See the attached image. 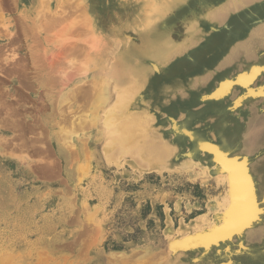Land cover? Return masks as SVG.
I'll list each match as a JSON object with an SVG mask.
<instances>
[{
  "label": "rangeland",
  "instance_id": "obj_1",
  "mask_svg": "<svg viewBox=\"0 0 264 264\" xmlns=\"http://www.w3.org/2000/svg\"><path fill=\"white\" fill-rule=\"evenodd\" d=\"M151 1L0 0V264H165L169 239L184 222L201 218L211 224L213 214L224 207L227 184L218 179L215 168L205 170L198 158L176 165L168 155L154 159L147 149L133 155L118 150L145 138L141 128L132 129L131 138L122 137V142L105 137L109 132L104 107L111 102L102 104L96 91L101 96L102 88L108 87L109 95L114 94L113 80L105 78L113 55L127 51L135 55L148 45L152 32L160 30L164 15L157 12V5L152 11L157 19L146 25ZM189 11L172 13L171 26L162 29L168 33L165 47L174 43L176 50L182 45L178 51L183 52L212 33V27L203 26L201 15L191 28ZM234 12L227 21L241 26L244 20L236 14L244 7ZM73 42L87 45L86 62L79 50L78 57L75 51H66ZM255 46L264 50V41ZM252 51L244 53L246 59L264 65V57ZM66 55L71 59L65 60ZM134 61L139 64L141 59L135 55ZM76 68L82 71L72 70ZM225 68L219 63L195 85L200 93L196 99L180 88L174 92L175 87L161 95L155 86L149 97L157 96L158 101L163 97L161 107L186 98L190 107L201 108L198 96L217 84ZM65 71L77 76L64 82ZM260 81L264 82V72L256 82ZM88 83L94 94L89 105L83 93L71 96L77 86L90 88ZM249 104L240 118H234V129L241 134L242 152L253 157L255 167L264 160V125L252 134L247 121L264 118V98ZM175 115L179 119L180 113ZM73 118L88 122L76 124ZM162 122L170 131V119L165 116ZM214 124L220 131V122ZM144 128L148 135L153 131L151 126ZM233 145L236 149L240 143L235 140ZM259 232L255 227L247 241H261Z\"/></svg>",
  "mask_w": 264,
  "mask_h": 264
},
{
  "label": "bare ground",
  "instance_id": "obj_2",
  "mask_svg": "<svg viewBox=\"0 0 264 264\" xmlns=\"http://www.w3.org/2000/svg\"><path fill=\"white\" fill-rule=\"evenodd\" d=\"M151 2L152 7L147 11L149 20L146 21V25L157 19L152 12L156 10V5L157 8L160 7L157 12H161L164 16L162 18L161 15L158 16L159 19L161 18L158 25L160 30L152 32L153 37L150 40L148 38V45L135 52L141 62L135 63V55L128 51V53L114 54L109 64L110 71L105 77L109 82L113 80L114 94L112 93V97V94L109 95L108 87L102 88L104 92L101 96L96 91V96L100 102H103L102 104L106 103L107 106L111 102L108 107H104L107 113L104 119L108 126H106V129L108 128L106 131L109 132L108 136H106L107 133L105 134V137L108 140L114 138L122 142V137H128L132 129L134 131L141 128L145 138L140 142L122 146L118 150L133 155L137 149H147L154 159L157 158L156 156L168 155L172 157L171 163L176 165L185 164L192 158H198L205 170L215 168L218 179L227 184L225 205L221 211L213 214V223L208 224L205 220L196 218L190 220L189 223L184 222L177 231V235H173L171 230L168 231L169 235L173 236L169 239V259L165 264H264V160L255 167L251 166L254 159L242 152L241 134L234 129V118L243 113L244 106L249 103L253 104L260 97L264 98V82H256L264 72V65L259 61L246 59L247 57L244 56V53L248 56L253 52L252 50H255L259 58L264 57V50L255 46L260 40L264 41V14H261L264 11V0H152ZM250 2L256 5L253 7L254 4ZM159 3L160 6H158ZM243 7L244 12L236 16L238 20H244V23L241 26L232 27L233 24L230 25L227 16L230 12ZM185 8L190 9L189 12H191L188 18L191 28L195 27L197 23L195 21L201 15L205 21L203 26L209 29L212 27L213 30L210 31L212 33L203 35L202 44L197 46L195 43L180 52L178 50L182 48V45L176 47V50H174V43L165 47L168 33L162 29L171 26L170 20L174 18L172 17L174 11L179 13ZM169 14L170 17L167 18ZM72 44H66V51L72 50L71 53L75 51L77 55L76 51L79 50L78 55L82 54L84 60H81L85 61L88 55L87 45L75 42ZM210 51L213 53L209 55L207 52ZM206 53L207 56H205ZM91 55L96 59L101 57L99 53ZM68 57L71 59L69 55H66L64 59L68 60ZM107 60L105 61L108 62ZM56 62L60 63V60ZM78 63L80 61L75 63L76 66ZM167 63L169 65L165 68ZM219 63L226 66L227 71L220 76L214 87L203 90V94L198 96V99L203 102L201 108L196 105H192L193 108L190 107L191 100L186 98H183V101L177 100L176 103L161 107L166 101L163 97L160 101L157 96L149 97V91L154 90L152 86H155L161 95L165 90L175 87L174 92L180 88L196 99L195 96L200 93L196 91L195 85L202 82L201 79L204 76L207 77L208 73L214 70L213 68ZM50 64L52 66L55 61L51 60ZM72 70L79 71L77 68ZM68 71L62 75L63 81L67 83L72 76H77V73L71 75ZM83 74L84 72L80 73V75ZM164 74L168 75L164 76ZM192 76L197 78L190 80ZM88 84L90 86V83ZM167 85H169L168 89H165ZM233 91L235 96L232 97ZM73 93L72 97L83 93V96L86 95L84 97L87 99L86 102L90 100L89 103H92L91 99L94 94L91 86L90 88L84 85L77 86ZM109 97H111L110 100H108ZM228 100L229 103H227ZM207 102L208 105L205 104ZM167 105L172 107L171 111L168 110ZM201 112L204 118L198 117ZM175 113H180L179 119H175ZM211 115L213 118L208 120ZM165 116L170 119V126H168L171 128L170 131L164 128L162 120ZM69 119L66 120L69 121ZM84 120L80 118L75 123L78 124ZM87 120H85L86 123ZM213 120L214 123L220 122V131L217 130L219 127L216 125L218 127L216 128L212 123ZM244 121V129L248 122L247 125L252 134L260 131L264 125V118L251 122H246L245 119ZM69 122L66 123L69 125ZM145 126H151L153 130L149 135ZM252 134L249 132L247 138L251 139ZM235 140L240 143L236 149L232 147ZM133 146L136 148L132 149ZM213 205V202L210 203V206ZM255 227L260 228L259 235L262 238L260 242L253 244L247 241L246 236L251 235Z\"/></svg>",
  "mask_w": 264,
  "mask_h": 264
},
{
  "label": "crops",
  "instance_id": "obj_3",
  "mask_svg": "<svg viewBox=\"0 0 264 264\" xmlns=\"http://www.w3.org/2000/svg\"><path fill=\"white\" fill-rule=\"evenodd\" d=\"M35 2V1H34Z\"/></svg>",
  "mask_w": 264,
  "mask_h": 264
}]
</instances>
